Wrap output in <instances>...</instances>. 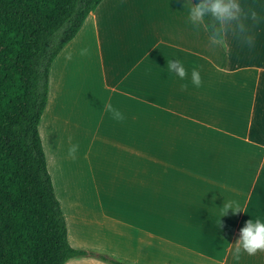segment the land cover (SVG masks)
Returning <instances> with one entry per match:
<instances>
[{
	"label": "crops",
	"instance_id": "crops-1",
	"mask_svg": "<svg viewBox=\"0 0 264 264\" xmlns=\"http://www.w3.org/2000/svg\"><path fill=\"white\" fill-rule=\"evenodd\" d=\"M188 8L103 0L52 61L39 130L68 240L136 264H264V252L234 261L229 249L264 220V23L255 49L223 51ZM229 201L243 212L221 217Z\"/></svg>",
	"mask_w": 264,
	"mask_h": 264
},
{
	"label": "trees",
	"instance_id": "trees-1",
	"mask_svg": "<svg viewBox=\"0 0 264 264\" xmlns=\"http://www.w3.org/2000/svg\"><path fill=\"white\" fill-rule=\"evenodd\" d=\"M102 1L0 0V264H136L69 243L39 130L50 65Z\"/></svg>",
	"mask_w": 264,
	"mask_h": 264
},
{
	"label": "clouds",
	"instance_id": "clouds-1",
	"mask_svg": "<svg viewBox=\"0 0 264 264\" xmlns=\"http://www.w3.org/2000/svg\"><path fill=\"white\" fill-rule=\"evenodd\" d=\"M188 23L197 31L207 33L208 41L214 49L230 50L232 42H235L242 50L251 51L257 43V29L264 23V15L258 10L255 3L244 4L241 0H198L192 4L189 0L187 14ZM87 49L81 50V54H87ZM68 58H71L69 54ZM168 69L178 77L184 79L188 74L178 60L169 61ZM193 85L199 87L201 77L195 69L192 71ZM106 111L113 113L114 118L123 119L122 114L107 104ZM78 150V145L69 149V155L73 158ZM231 211L233 215L242 213L239 203L229 201L224 203L221 217ZM220 218L217 227H221ZM229 249L234 261H239L241 255L246 253L254 256L264 252V220L256 218L245 222L240 229L239 238L235 243L229 244Z\"/></svg>",
	"mask_w": 264,
	"mask_h": 264
},
{
	"label": "rangeland",
	"instance_id": "rangeland-1",
	"mask_svg": "<svg viewBox=\"0 0 264 264\" xmlns=\"http://www.w3.org/2000/svg\"><path fill=\"white\" fill-rule=\"evenodd\" d=\"M262 1H264V0H241V2L242 3H244V4H248V3H255L257 6H258V4L260 3V2H262ZM42 137V136H41ZM44 147V146H43ZM47 168H48V166H47ZM49 171V170H48ZM50 173V172H49ZM51 176V175H50ZM51 179H52V177H51ZM52 183H53V180H52ZM53 186H54V183H53ZM54 190H55V188H54ZM56 194V193H55Z\"/></svg>",
	"mask_w": 264,
	"mask_h": 264
}]
</instances>
